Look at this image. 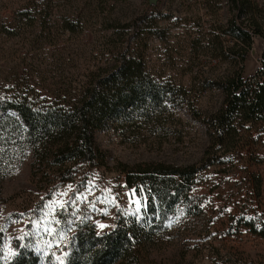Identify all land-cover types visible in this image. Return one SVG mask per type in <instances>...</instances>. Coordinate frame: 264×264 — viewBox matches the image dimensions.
Wrapping results in <instances>:
<instances>
[{"label":"rangeland","instance_id":"obj_1","mask_svg":"<svg viewBox=\"0 0 264 264\" xmlns=\"http://www.w3.org/2000/svg\"><path fill=\"white\" fill-rule=\"evenodd\" d=\"M251 1L264 22V0ZM144 6L143 0H0V91L22 82L42 97L69 100L91 72L108 65L112 43L122 40L108 27L132 22ZM159 8L169 40H152L147 58L152 76L173 90L175 100L149 117L133 114L99 141L119 162L214 164L198 174L164 218H156L148 212L147 194L128 188L115 170L82 167L73 182L43 199L34 191L28 165L15 170L0 159V226L12 217L8 256L13 230L31 223L36 240L50 252L46 264H59L67 222L75 215L104 233L123 212L143 218L167 240L151 252L163 254L162 264H174L180 253L187 254L186 264H264V123L237 118L229 133L220 135L216 125L209 130L192 115L214 118L224 106L220 84L227 77L236 72L245 80L256 77L264 38L255 35L247 53L228 52L234 44L224 36L234 14L228 0H159ZM67 21L76 32L67 30ZM147 260L141 264H150Z\"/></svg>","mask_w":264,"mask_h":264},{"label":"trees","instance_id":"obj_2","mask_svg":"<svg viewBox=\"0 0 264 264\" xmlns=\"http://www.w3.org/2000/svg\"><path fill=\"white\" fill-rule=\"evenodd\" d=\"M143 2L142 14L132 22H115L108 27L122 40L112 43L108 65L91 72L69 100L58 102L42 97L22 82L0 91V159L8 161L15 170L28 165L34 191L43 199L53 197L73 182L82 167L104 168L125 176L128 188L137 194L146 193L148 212L164 218L165 211L176 206L181 194L191 191L198 174L214 164L212 160L186 166L166 162L129 164L117 161L99 141L100 134L115 129L133 114L149 117L175 100L173 90L152 76L147 58L152 40H169L168 31L161 26L165 15L159 2L155 6L148 0ZM228 2L234 12L224 25V36L234 41L228 52L247 53L255 35L264 38V22H260L257 6L251 0ZM33 25L34 22L30 26ZM65 27L71 33L77 31L73 22L67 21ZM207 85L217 86L212 82ZM220 88L225 101L214 118L192 113L207 129L216 125L220 135L228 134L237 118L264 123V62L251 80L236 72ZM11 218L6 216L7 226H0V264H46L50 252L36 240L31 223L13 230V254L7 255ZM67 223L69 235L59 264H141L146 258L150 264L166 261L163 254L152 257L151 252L167 240L148 229L141 217L127 218L118 212L113 228L104 233H98L93 224L79 215ZM186 255L180 253L173 259L174 264H186Z\"/></svg>","mask_w":264,"mask_h":264},{"label":"water","instance_id":"obj_3","mask_svg":"<svg viewBox=\"0 0 264 264\" xmlns=\"http://www.w3.org/2000/svg\"><path fill=\"white\" fill-rule=\"evenodd\" d=\"M148 1H149V4H150L151 6H155V5H157L158 2H159V0H148Z\"/></svg>","mask_w":264,"mask_h":264},{"label":"snow or ice","instance_id":"obj_4","mask_svg":"<svg viewBox=\"0 0 264 264\" xmlns=\"http://www.w3.org/2000/svg\"><path fill=\"white\" fill-rule=\"evenodd\" d=\"M101 227H105L104 225H101Z\"/></svg>","mask_w":264,"mask_h":264}]
</instances>
